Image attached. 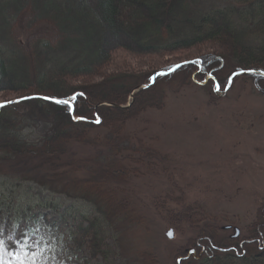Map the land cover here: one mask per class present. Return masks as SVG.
Returning a JSON list of instances; mask_svg holds the SVG:
<instances>
[{"label": "trees", "instance_id": "trees-1", "mask_svg": "<svg viewBox=\"0 0 264 264\" xmlns=\"http://www.w3.org/2000/svg\"><path fill=\"white\" fill-rule=\"evenodd\" d=\"M47 2L51 13L36 14L34 0H0V104H6L0 107V167L17 185L32 182L52 193L39 205L63 219L37 216L36 205L16 203V197L0 200V264H78L77 253L87 246L88 264L109 258L108 228L120 219L132 226L143 215L128 186L132 173L160 156L148 139L151 113L167 110L171 92L185 87L217 97V89L228 90L241 72L253 71L264 88V0L209 10L204 0ZM126 4H132L126 17L131 32L117 38ZM139 11L142 22H136ZM44 123L54 129L39 135L35 128ZM56 195L85 203L90 216L65 224L73 208L63 214ZM262 219L253 238L264 240ZM217 229L211 224L203 239L181 249L183 264H264L258 243L259 254L251 242L244 256L231 249L241 241L223 243ZM201 244L208 249L203 258L190 256ZM146 260L135 264H157Z\"/></svg>", "mask_w": 264, "mask_h": 264}, {"label": "rangeland", "instance_id": "rangeland-1", "mask_svg": "<svg viewBox=\"0 0 264 264\" xmlns=\"http://www.w3.org/2000/svg\"><path fill=\"white\" fill-rule=\"evenodd\" d=\"M204 1L209 10L238 0ZM46 3L47 0H34L35 13H51ZM131 6L124 5L120 26L114 30L117 38L122 37V31L131 32L126 19ZM53 13L55 18H63L58 11ZM136 16V22L143 21L142 11L136 12ZM159 60L148 62L155 65ZM250 73L243 72L246 75L229 90L218 88L217 97L203 88L172 91L168 109L151 113L153 125L148 139L160 156L152 162L147 160L139 172L132 173L128 186L134 192L142 218L132 226L122 224L127 223L123 219L110 226L108 242L113 253L109 258L99 256L93 264H135L139 259L145 261L150 253L153 258L146 260L149 263L156 260L157 264H180L181 249L195 239H203L204 230L211 224L218 226L216 235L223 243H233L231 239L240 240V244L257 240L251 241L256 244L251 246L252 250L259 254L260 248H264L260 238H253V227L261 223L264 215V88ZM53 129L49 123L35 128L39 135ZM145 152L148 153L146 149ZM1 170L2 167L1 201L16 197V203L22 199L24 205H36L37 216L44 212L50 214L51 221H62V214L39 205L40 198L52 193L32 182L19 186L18 181L5 178L7 172ZM55 198L61 200L63 214L73 208L65 224H79L84 222L85 214L90 216L91 209L85 203L62 195ZM238 228L242 229V237L237 240ZM173 230L175 238L170 235ZM26 234L22 231L23 237ZM12 247L18 249V244L12 242ZM207 250L202 246L198 258L202 259ZM240 251L244 256L248 254L246 246ZM91 256L87 246L78 251L74 262L88 264L86 259Z\"/></svg>", "mask_w": 264, "mask_h": 264}, {"label": "flooded vegetation", "instance_id": "flooded-vegetation-1", "mask_svg": "<svg viewBox=\"0 0 264 264\" xmlns=\"http://www.w3.org/2000/svg\"><path fill=\"white\" fill-rule=\"evenodd\" d=\"M241 238V237H240ZM240 238H237V239H240ZM258 240H260L262 243H264V241L263 240H261V239H258ZM251 241H253V242H255V241H257V240H247V241H243L241 244H240V246H234L233 247V249H236L239 253H241V249L243 248L244 250H245V245H246V243H250ZM202 246H204L203 244H202ZM206 249H207V247H205L204 246V251H206ZM196 251H197V254H198V252H199V249H195ZM182 259H184V258H182Z\"/></svg>", "mask_w": 264, "mask_h": 264}, {"label": "water", "instance_id": "water-1", "mask_svg": "<svg viewBox=\"0 0 264 264\" xmlns=\"http://www.w3.org/2000/svg\"><path fill=\"white\" fill-rule=\"evenodd\" d=\"M172 72H174V71H173V70H172V71H167V72H165V73H166V74H170V73H172ZM158 77H159V76L156 77V79H155L154 82H156V80H157ZM234 79H235V78H233V80H234ZM15 102H19V101H14V102H12V103H15ZM1 105H5V104H1ZM228 228H232V226H230V227H228ZM173 231H174V230H173ZM173 231L170 233L171 238H175V237H176V235H175V236L172 235ZM241 234H242V229L238 228L237 236L240 237ZM196 252H197V251H193L191 255H193V254L196 253Z\"/></svg>", "mask_w": 264, "mask_h": 264}, {"label": "snow or ice", "instance_id": "snow-or-ice-1", "mask_svg": "<svg viewBox=\"0 0 264 264\" xmlns=\"http://www.w3.org/2000/svg\"><path fill=\"white\" fill-rule=\"evenodd\" d=\"M173 71H175V69H173ZM0 107H4V105H0ZM172 235H173V236L176 235L175 231H173ZM11 239H12V240H15L16 238H15V236H13ZM4 243L6 244V246L11 247V245L8 244L7 241H5ZM23 264H28V261H23ZM36 264H43V262H42V260H37V261H36Z\"/></svg>", "mask_w": 264, "mask_h": 264}]
</instances>
